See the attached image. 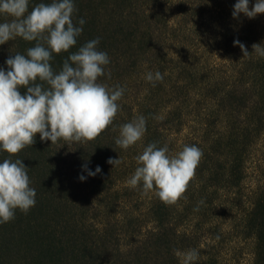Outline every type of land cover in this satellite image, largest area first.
I'll use <instances>...</instances> for the list:
<instances>
[{"label":"trees","instance_id":"16d2710c","mask_svg":"<svg viewBox=\"0 0 264 264\" xmlns=\"http://www.w3.org/2000/svg\"><path fill=\"white\" fill-rule=\"evenodd\" d=\"M41 2L51 0H29V12ZM236 2L74 0L83 31L69 52L53 54V70L99 38L110 58V77L99 82L124 95L94 140L52 144L37 133L15 156L0 151V163L23 160L36 190L35 207L0 224V264H181L175 251L189 249L199 253L193 264H264V57L243 58L234 46H264V14L234 19ZM34 45L20 37L0 45V68ZM157 71L163 80L153 86L146 74ZM140 115L141 141L118 147L120 125ZM150 143L170 155L185 145L202 150L186 199L166 204L127 183ZM85 164L101 172L88 176Z\"/></svg>","mask_w":264,"mask_h":264},{"label":"clouds","instance_id":"9594fccd","mask_svg":"<svg viewBox=\"0 0 264 264\" xmlns=\"http://www.w3.org/2000/svg\"><path fill=\"white\" fill-rule=\"evenodd\" d=\"M76 12L74 0L41 2L30 12L29 0H0V14L9 18L0 22V45L17 37L35 41L26 55L9 56L7 72L0 68V151L9 156L32 146L37 133L41 141L52 144L61 139L80 143L96 139L113 125L124 88L118 85L109 88L99 82L100 77H110L105 72L110 58L98 50L99 38L68 55L59 72L50 64L54 53H67L77 44L85 20L76 21ZM241 14L249 19L264 14V0H256L251 8L249 0H237L232 16L238 19ZM234 46L240 47L243 58L253 53L264 57L261 44H253L252 53L238 39ZM146 80L155 86L163 75L159 71L148 72ZM21 88L26 89V94H21ZM145 132L146 118L140 115L120 125L115 144L127 150L141 141ZM202 156V150L195 145H185L170 155L167 145L158 147L150 143L136 157L139 166L127 183L133 188L142 185L145 193L155 190L162 202L175 204L181 198L186 199L184 194ZM107 163L116 166L121 160L109 158ZM28 170L21 159L6 158L0 163V224L15 219L17 210L27 214L35 207L36 190L30 186ZM82 170L88 176L101 172L99 166L93 172L87 164ZM79 179L83 181L86 177L81 175ZM175 255L181 258V264H193L199 258L195 249L176 250Z\"/></svg>","mask_w":264,"mask_h":264}]
</instances>
